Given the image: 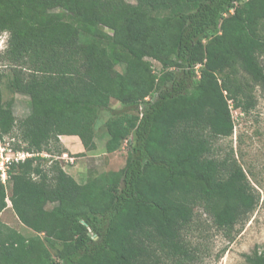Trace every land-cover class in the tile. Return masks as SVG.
I'll use <instances>...</instances> for the list:
<instances>
[{
	"label": "trees",
	"instance_id": "1",
	"mask_svg": "<svg viewBox=\"0 0 264 264\" xmlns=\"http://www.w3.org/2000/svg\"><path fill=\"white\" fill-rule=\"evenodd\" d=\"M136 1L0 0L6 89L30 104L17 118L0 74V144L32 155L0 178V216L11 204L35 234L0 220V264H190L197 210L232 242L257 208L218 141L264 89V0ZM101 120L126 164L79 184L48 157L68 154L62 136L94 151ZM245 258L264 264L257 249Z\"/></svg>",
	"mask_w": 264,
	"mask_h": 264
},
{
	"label": "rangeland",
	"instance_id": "2",
	"mask_svg": "<svg viewBox=\"0 0 264 264\" xmlns=\"http://www.w3.org/2000/svg\"><path fill=\"white\" fill-rule=\"evenodd\" d=\"M128 3L135 4L136 0H127ZM110 32V31H108ZM264 33V32H263ZM8 35H0V55L7 48ZM154 72L159 73L161 65L152 61ZM119 70L121 68L119 67ZM0 74L5 75L2 79L5 100L14 98L13 105L17 118H24L30 112L29 98L20 94H12L6 89L8 75L11 74L8 62L0 64ZM256 106L249 113H242L239 110L232 109L235 129L232 137L221 139L218 146L226 152L234 151L235 157L244 168L251 182V185L260 196V201L251 215L248 223L241 229V233L236 239L230 242L221 232H219L203 213L197 210L195 225L191 233H188V239L198 250L195 262L190 264H246L245 255L251 254L254 250L264 253V89L256 87L254 89ZM231 103V102H230ZM111 106L118 109L119 103L112 101ZM107 118V114L103 115ZM104 120V119H103ZM98 124L96 128V149L93 151L90 159H85L87 152L82 143L72 139L68 146L71 150L62 157L50 156L48 159L58 161L61 167L79 184H85L89 179L98 176L101 173L109 171H119L127 159V142L118 151L108 153L106 143L109 139L104 121ZM14 140L6 137L0 144V155L4 149L6 154L14 153L9 148H14ZM64 145V144H63ZM66 148L67 146L64 145ZM45 157L46 154H43ZM85 159V160H83ZM53 161L48 162V167ZM8 195H11V185L7 184ZM0 220L7 226L15 229L26 238L33 237L35 234L24 226L15 215L11 204L0 216Z\"/></svg>",
	"mask_w": 264,
	"mask_h": 264
},
{
	"label": "built area",
	"instance_id": "3",
	"mask_svg": "<svg viewBox=\"0 0 264 264\" xmlns=\"http://www.w3.org/2000/svg\"><path fill=\"white\" fill-rule=\"evenodd\" d=\"M1 149V148H0ZM5 150L3 154H5ZM1 154L0 155V172H1V180L3 181V183H6L7 179H8V174H7V169H8V163L10 161H20V160H24L26 158L32 157L31 154H26V153H11V154H6V157Z\"/></svg>",
	"mask_w": 264,
	"mask_h": 264
},
{
	"label": "crops",
	"instance_id": "4",
	"mask_svg": "<svg viewBox=\"0 0 264 264\" xmlns=\"http://www.w3.org/2000/svg\"><path fill=\"white\" fill-rule=\"evenodd\" d=\"M72 139H76V141H79V143H81V141H80V139L78 137H73V136L72 137H69V136H62L61 137V141H62V143L64 145L67 146V148H66L67 150L68 149L71 150V146H68V143H71L70 141H73ZM85 153L87 155V156H85V159H90L91 157H94V156H92L93 151H91V152H85ZM85 159H83V160H85Z\"/></svg>",
	"mask_w": 264,
	"mask_h": 264
}]
</instances>
